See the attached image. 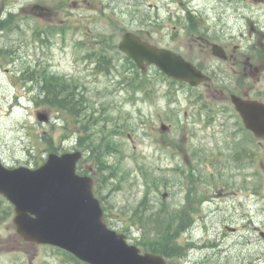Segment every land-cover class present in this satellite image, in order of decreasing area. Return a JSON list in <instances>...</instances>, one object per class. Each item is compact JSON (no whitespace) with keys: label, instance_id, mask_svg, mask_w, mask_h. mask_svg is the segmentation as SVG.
<instances>
[{"label":"rangeland","instance_id":"obj_1","mask_svg":"<svg viewBox=\"0 0 264 264\" xmlns=\"http://www.w3.org/2000/svg\"><path fill=\"white\" fill-rule=\"evenodd\" d=\"M262 1L244 10L248 15L254 11L259 27L263 12L255 8H264ZM150 3L0 0V162L35 168L52 149H79L83 158L78 172L92 176L106 224L135 245L144 232L150 237L148 233L159 231L152 221L173 225L192 188L191 216L204 217L211 241L225 233L232 253L244 250L247 256L252 245L247 249L245 240L257 238L248 223L264 231V150L252 142L254 194H245L234 157L242 148L250 149L241 145L248 134L229 104L215 99L214 86L189 88L154 66L140 70L118 50L125 32L150 43L158 39L150 26ZM192 56L204 58L187 53ZM50 77L81 99L76 116L40 102L45 96L42 79ZM260 81L250 85L264 89V78ZM37 115L49 121L40 122ZM80 138L83 147L75 148ZM187 179H196L195 187ZM7 210L0 197L1 244L19 240ZM223 225L238 230L227 233ZM196 227L193 236L202 243L205 232L199 222ZM190 240L187 233L178 242L186 248ZM30 250L36 254L33 264H79L50 247ZM202 253L194 250L189 263L175 258L167 264H191ZM26 257L9 254L0 257V264H27Z\"/></svg>","mask_w":264,"mask_h":264},{"label":"flooded vegetation","instance_id":"obj_2","mask_svg":"<svg viewBox=\"0 0 264 264\" xmlns=\"http://www.w3.org/2000/svg\"><path fill=\"white\" fill-rule=\"evenodd\" d=\"M149 1H152L150 6L153 13L150 26L158 36V39L151 44L180 54L195 65L208 78L205 80L208 82L200 86L210 88L214 86L215 99L227 102L234 116L239 117V114L232 104V96L264 103V89H256V86L250 85L252 80L254 81L251 83L256 85L264 78V32L261 31L264 30V21L259 27L253 10L250 11V15L244 13L247 8L261 4L262 0H252L251 3L249 0ZM255 9L262 11L264 17V8ZM165 39H167L166 42ZM196 52L204 58L195 60L193 56L187 57V53L192 55ZM242 128L245 130L244 127ZM246 132L248 137L242 140L241 145L250 149L242 148L235 155L234 161L241 169L238 176L242 182V191L252 196L254 194L252 169L255 162L252 150L254 138L250 132ZM257 144L264 150V140L258 141ZM245 166L246 170L243 169ZM187 181L191 180L187 179ZM186 201L188 203L184 207L186 224L199 222L206 235L202 238L203 244L200 246L203 253L193 264H264V231L261 227L252 226V222H249L247 226L251 228L247 227V229L250 233L257 235V238L251 236L245 240L247 249L252 245L248 251L251 253L244 256L247 252L244 253L245 251L241 250L240 255L233 254L232 243L228 242L226 234L223 233L222 237L219 236L211 241L210 233L208 234V222H205L202 216L198 215L196 218L191 216L194 211L192 210L194 198L187 196ZM201 201L203 203L207 200ZM222 229L227 233H236L238 230L228 225H223ZM235 245L238 244L233 246ZM38 246L41 245L21 239L18 242L12 240L5 244L0 243V257L24 253L27 256V264H33L36 254L30 249L35 251Z\"/></svg>","mask_w":264,"mask_h":264},{"label":"water","instance_id":"obj_3","mask_svg":"<svg viewBox=\"0 0 264 264\" xmlns=\"http://www.w3.org/2000/svg\"><path fill=\"white\" fill-rule=\"evenodd\" d=\"M119 49L138 67L155 64L169 77L197 86L205 78L180 56L157 49L125 33ZM246 128L264 137V105L233 97ZM41 121L47 120L39 115ZM79 152L50 154L31 170L8 169L0 163V194L15 209L16 231L24 240L59 247L87 264H165L161 257L139 254L124 236L102 222V210L92 194V181L76 175Z\"/></svg>","mask_w":264,"mask_h":264},{"label":"trees","instance_id":"obj_4","mask_svg":"<svg viewBox=\"0 0 264 264\" xmlns=\"http://www.w3.org/2000/svg\"><path fill=\"white\" fill-rule=\"evenodd\" d=\"M43 89L45 94L44 99L42 100L43 103L65 110L70 116H76L79 113V108L82 104L81 99L76 100L73 98L72 88L61 82L60 79L50 77L46 80ZM154 222H156V228L160 232L156 231L153 234L152 238L156 239L154 242L143 246L147 251L163 254L166 257L170 256V247H174L173 244L170 245V237L168 235L171 224L167 223L166 225H163V222ZM157 238H160V241H158Z\"/></svg>","mask_w":264,"mask_h":264}]
</instances>
